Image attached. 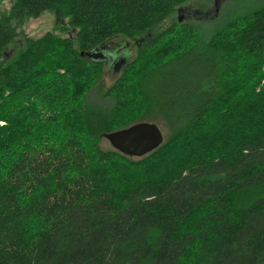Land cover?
Here are the masks:
<instances>
[{
    "label": "trees",
    "instance_id": "trees-1",
    "mask_svg": "<svg viewBox=\"0 0 264 264\" xmlns=\"http://www.w3.org/2000/svg\"><path fill=\"white\" fill-rule=\"evenodd\" d=\"M6 1L0 264H264V0L208 30L174 20L191 0ZM44 13L60 33L25 36ZM142 36L91 103L105 63L86 54ZM141 122L167 130L152 153L101 147Z\"/></svg>",
    "mask_w": 264,
    "mask_h": 264
},
{
    "label": "rangeland",
    "instance_id": "rangeland-1",
    "mask_svg": "<svg viewBox=\"0 0 264 264\" xmlns=\"http://www.w3.org/2000/svg\"><path fill=\"white\" fill-rule=\"evenodd\" d=\"M235 1H243L244 5L252 2V0H234V2L233 0H191L177 8L180 9V23L194 24L201 30L211 29L225 17L228 11L233 10ZM3 7H9V0L4 2ZM177 17L178 15L175 14V21L177 20ZM55 19L56 18L53 14L44 13L36 19L29 20L24 25L23 32L25 36L32 39H38L47 32L58 34L60 33L58 27L65 26V22L64 20ZM171 20L172 19L165 21L160 26L151 30L149 34H157L159 31L163 30ZM145 37L146 36L137 37L135 40L113 38L108 41L109 43L107 42L108 44L106 43L102 45L97 51H95L96 54H100L103 57L102 60L105 63V67L101 82L93 88L89 95V101L91 103L101 106L109 104V100L104 97L107 90L120 75L121 66L135 57L139 45L143 42L142 38ZM14 50L15 48L9 50V55H11ZM121 59H123L122 63H120ZM158 127L160 128L163 137H165L167 133L166 128L161 125ZM101 147L112 150L111 146L104 138H102Z\"/></svg>",
    "mask_w": 264,
    "mask_h": 264
},
{
    "label": "water",
    "instance_id": "water-1",
    "mask_svg": "<svg viewBox=\"0 0 264 264\" xmlns=\"http://www.w3.org/2000/svg\"><path fill=\"white\" fill-rule=\"evenodd\" d=\"M177 12L180 13V9ZM177 21L180 23L179 14ZM95 51L97 49L87 53L86 56L93 60L103 59ZM102 138L109 143L114 151L133 159L147 156L158 149L164 141L160 128L155 124L146 122L137 123L126 129L104 134Z\"/></svg>",
    "mask_w": 264,
    "mask_h": 264
},
{
    "label": "flooded vegetation",
    "instance_id": "flooded-vegetation-1",
    "mask_svg": "<svg viewBox=\"0 0 264 264\" xmlns=\"http://www.w3.org/2000/svg\"><path fill=\"white\" fill-rule=\"evenodd\" d=\"M177 10H178V9H176V15L179 14V13L177 12ZM136 41H137V40H136ZM108 43H109V42H108ZM108 43H107V44H108ZM118 46H119V44H118ZM98 49H99V48H97V50H98ZM102 58H103V57H102ZM104 59H105V57H104ZM122 61H123V59L120 60V63H122ZM122 66H123V65H122Z\"/></svg>",
    "mask_w": 264,
    "mask_h": 264
}]
</instances>
